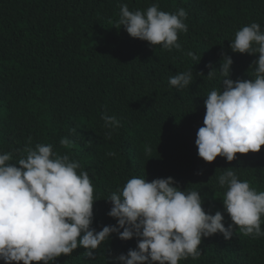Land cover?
Wrapping results in <instances>:
<instances>
[{"label": "trees", "instance_id": "1", "mask_svg": "<svg viewBox=\"0 0 264 264\" xmlns=\"http://www.w3.org/2000/svg\"><path fill=\"white\" fill-rule=\"evenodd\" d=\"M156 3L165 12H187L181 50L153 47L116 28L121 4L135 11ZM253 22L264 31V0H0V154L12 153L15 163L25 148L52 144L78 161L94 187L96 231L117 225L107 199L134 176L149 182L171 177L181 190L198 191L206 213L221 212L227 228L233 222L218 176L233 168L239 179L264 191V147L237 154L231 163L223 157L207 163L195 140L206 95L220 90L223 79L219 72L207 76L220 69L223 56L234 61L233 81L253 75L258 54L230 47L236 32ZM185 71L193 76L187 88L169 85L171 76ZM104 114L115 116L120 127H105ZM61 138L70 146H61ZM137 244V238L113 234L92 258L78 248L55 264H110ZM200 250L197 259L179 264H264V237L246 236L239 226L231 240L220 233L203 238Z\"/></svg>", "mask_w": 264, "mask_h": 264}, {"label": "clouds", "instance_id": "2", "mask_svg": "<svg viewBox=\"0 0 264 264\" xmlns=\"http://www.w3.org/2000/svg\"><path fill=\"white\" fill-rule=\"evenodd\" d=\"M186 19L183 8L169 13L156 3L131 11L121 4L116 28L153 47L181 50L178 38L188 31ZM230 47L234 53L258 54V59L251 79L233 81L234 61L227 55L220 69L207 76L219 72L223 77L221 89L206 95L203 126L195 140L198 156L207 163L217 157L231 163L237 154L259 153L264 147V31L260 24L253 22L238 30ZM188 55L199 59L195 53ZM192 79L191 71L179 72L169 78V85L182 90ZM102 119L107 128L120 127L115 116L104 114ZM70 143L68 138L60 140L63 147ZM24 152L15 163L12 153L0 154V261L4 264H55L57 258L78 248L92 258L113 234L124 241L137 238L138 244L126 255L113 257L110 264H179L189 257L197 259L203 238L220 233L231 240L234 226L246 236L264 237V191L239 179L233 168L218 176L219 187L225 189L224 210L233 222L227 228L221 212L206 213L198 191L181 190L171 177L149 182L134 176L107 199L112 205L108 215L117 225L96 231L92 227L94 187L80 163L55 152L52 144L38 143ZM145 152L150 155L151 148Z\"/></svg>", "mask_w": 264, "mask_h": 264}]
</instances>
